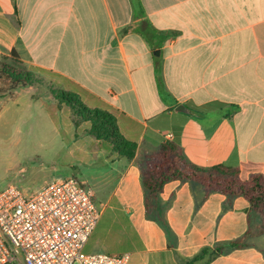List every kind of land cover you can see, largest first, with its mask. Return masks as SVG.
Segmentation results:
<instances>
[{"label": "crops", "instance_id": "0c3cea01", "mask_svg": "<svg viewBox=\"0 0 264 264\" xmlns=\"http://www.w3.org/2000/svg\"><path fill=\"white\" fill-rule=\"evenodd\" d=\"M13 52L28 70L54 73L61 89L111 113L137 145L133 160L104 146L95 153L109 167L89 239L98 252L130 254L129 264H189L204 251L197 264H264V234L231 246L250 229L244 197L229 203L172 181L161 212L148 211L141 176L165 144L201 169L264 176V0H0V57ZM20 90L13 107L23 101L46 114L47 98ZM55 134L64 143L56 126ZM72 137L87 156L88 139ZM262 224L252 217L251 230Z\"/></svg>", "mask_w": 264, "mask_h": 264}, {"label": "rangeland", "instance_id": "374dc122", "mask_svg": "<svg viewBox=\"0 0 264 264\" xmlns=\"http://www.w3.org/2000/svg\"><path fill=\"white\" fill-rule=\"evenodd\" d=\"M0 60L10 63L7 56H1ZM18 67L28 69L22 65ZM33 73L38 74V79L41 76L42 82L39 80L26 88L35 89L33 98L42 96L52 104L44 105L45 114L23 101L18 108L13 107L9 99L0 98V191L15 186L31 198L47 181L76 177L82 184H89L96 195L94 202L100 206L105 197L102 176L109 167L102 154L97 157L95 153L103 146L112 152V147L119 144L117 139L109 133L100 134L99 138L91 135L92 124L84 121L76 109L59 101L61 88L57 82L43 73ZM19 93L24 96L26 92L20 90ZM55 126L62 131L64 143L55 134ZM72 135L79 137V145L83 143L81 137L88 139V157L76 150ZM84 252L98 253L94 240L88 242Z\"/></svg>", "mask_w": 264, "mask_h": 264}, {"label": "built area", "instance_id": "2783aa9c", "mask_svg": "<svg viewBox=\"0 0 264 264\" xmlns=\"http://www.w3.org/2000/svg\"><path fill=\"white\" fill-rule=\"evenodd\" d=\"M76 177L53 179L27 198L0 191V264H129L130 254H86L103 207Z\"/></svg>", "mask_w": 264, "mask_h": 264}, {"label": "trees", "instance_id": "16d2710c", "mask_svg": "<svg viewBox=\"0 0 264 264\" xmlns=\"http://www.w3.org/2000/svg\"><path fill=\"white\" fill-rule=\"evenodd\" d=\"M10 63L0 60V98L12 100L18 89L31 86L37 83L38 74L30 70L20 69L23 65L20 58L13 52L7 57ZM50 79L55 80L57 75L50 71H42ZM59 101L76 109L78 115L84 121L92 124L90 134L98 137L100 134H110L117 139V146L112 147V152L120 157L133 160L137 155V145L127 140L120 132L114 116L106 110L86 106L79 96L59 90ZM99 138V137H98ZM142 184L146 192V207L149 211L161 212L159 203L160 194L164 186L172 181H181L202 187L206 196L211 193H219L232 203L238 197H244L250 204L248 222L250 229L246 234L231 243L234 248H242L247 245L246 241L256 235L264 234V176L262 174L252 175L249 179L243 180L240 170L235 167L218 165L209 169H201L190 164L182 155L181 150L173 144L162 145L152 155L147 156L145 167L142 169ZM259 216L263 224L255 232L251 230L252 217ZM206 251L196 257L189 264H197L203 260Z\"/></svg>", "mask_w": 264, "mask_h": 264}, {"label": "water", "instance_id": "95a60500", "mask_svg": "<svg viewBox=\"0 0 264 264\" xmlns=\"http://www.w3.org/2000/svg\"><path fill=\"white\" fill-rule=\"evenodd\" d=\"M177 110L186 113L189 112V109H187L184 105H180Z\"/></svg>", "mask_w": 264, "mask_h": 264}]
</instances>
